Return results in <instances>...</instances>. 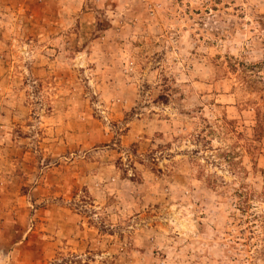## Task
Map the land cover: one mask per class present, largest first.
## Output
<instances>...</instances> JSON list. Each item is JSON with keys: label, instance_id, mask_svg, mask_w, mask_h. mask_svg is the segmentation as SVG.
<instances>
[{"label": "rangeland", "instance_id": "1", "mask_svg": "<svg viewBox=\"0 0 264 264\" xmlns=\"http://www.w3.org/2000/svg\"><path fill=\"white\" fill-rule=\"evenodd\" d=\"M256 108L264 0H0V264H264Z\"/></svg>", "mask_w": 264, "mask_h": 264}, {"label": "trees", "instance_id": "2", "mask_svg": "<svg viewBox=\"0 0 264 264\" xmlns=\"http://www.w3.org/2000/svg\"><path fill=\"white\" fill-rule=\"evenodd\" d=\"M254 126L252 141L245 142L246 149L248 151H258L261 148L262 140H264V109L256 108L254 112ZM253 142H257L254 144ZM264 172V171H263Z\"/></svg>", "mask_w": 264, "mask_h": 264}]
</instances>
